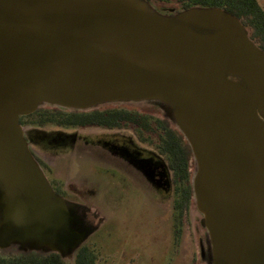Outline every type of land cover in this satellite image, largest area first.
<instances>
[{"label": "water", "instance_id": "obj_1", "mask_svg": "<svg viewBox=\"0 0 264 264\" xmlns=\"http://www.w3.org/2000/svg\"><path fill=\"white\" fill-rule=\"evenodd\" d=\"M161 11L146 0H0V252L74 258L99 230L55 194L20 117L157 102L192 151L207 264H264V51L222 9Z\"/></svg>", "mask_w": 264, "mask_h": 264}, {"label": "flooded vegetation", "instance_id": "obj_2", "mask_svg": "<svg viewBox=\"0 0 264 264\" xmlns=\"http://www.w3.org/2000/svg\"><path fill=\"white\" fill-rule=\"evenodd\" d=\"M139 104L142 103L124 105ZM146 104L156 105L163 113L160 103L148 102ZM39 109L44 111L42 108ZM114 110L117 109L98 111L112 112ZM121 111L127 113L126 121L116 125L68 126L55 124L62 131L46 132L40 130L39 127L54 123L35 124L34 120L30 118L31 114L20 117L19 124L23 128L27 126L23 129L25 130L23 138L30 153L48 178L55 194L66 201L81 206L80 210L83 214L89 210L85 203L87 199L85 195L94 201L104 199L105 194L107 195L108 190L115 184L123 186V189L133 188L140 191L144 189L145 191H142L144 195L150 194L159 203L168 204L176 216L182 217L184 213L191 211L193 206L196 207L191 187L195 165L188 142L182 133L164 117V114H162L163 119L159 114L137 113L138 110L134 111L133 109ZM87 129L99 130L104 134L92 137L90 140L88 137L78 135L77 131ZM66 130H71V132L66 133ZM79 143L83 145L78 146ZM37 147L47 158L49 156L47 154L61 151L58 150L60 147H65L64 150L69 149V152L78 149L80 160H86L92 164V167L89 166L91 167L90 171L86 167L85 173L87 175L90 173L99 174L100 178H97L99 182L93 183L88 180H92V178L82 175V172L79 171L74 174L75 179L80 182L74 185L79 187L71 188L72 185L68 186L66 181L59 180L61 184L56 186L55 181L53 182L48 176V173L51 172L49 167L40 163L38 153L35 151ZM80 148L82 152H80ZM83 186H90V189L84 191L81 188ZM88 214L91 217L97 218L98 216L97 212L91 213V210ZM102 221L100 218L99 228ZM200 226L203 228V234L202 237L200 236L197 248L200 261L207 264L211 258V243L201 221Z\"/></svg>", "mask_w": 264, "mask_h": 264}, {"label": "rangeland", "instance_id": "obj_3", "mask_svg": "<svg viewBox=\"0 0 264 264\" xmlns=\"http://www.w3.org/2000/svg\"><path fill=\"white\" fill-rule=\"evenodd\" d=\"M256 2L264 11V0H256ZM157 7V10H163L162 13L169 15L177 10V6L171 3L158 4ZM41 108L47 112H59L63 115L72 112L51 106ZM108 109L125 111L133 109L134 111L138 110L137 113L159 114L163 118V113L159 107L153 104L142 103L135 106L112 104L97 108L100 111ZM24 127L27 128V126ZM39 128L46 132L62 131L55 124L44 125ZM70 132L71 130H66V133ZM77 133L79 136L88 137L89 140L104 134L102 131L93 129L77 131ZM80 145L83 144L79 143L78 146ZM64 148L60 147L58 150L61 151L54 154H47L49 155L48 158L38 147L35 149L41 165L49 167L51 170L48 176L53 182L55 181L56 186L60 183L59 181H66L68 186L72 185L71 188H74L75 183L76 185L80 183L74 175L79 171L82 172V175L92 178V180H88L93 183L97 181V178H100L98 177L99 174L90 173L87 175L85 173L86 167L90 171L92 164L86 160H80L81 157L77 153L78 149L69 152V149L64 150ZM81 148L80 152H82ZM46 179L48 180V178ZM89 187L83 186L81 188L86 191V189H90ZM122 187L113 184L107 195L105 194V198L98 201L90 200L85 195L87 198L85 203L89 207L87 212L90 213V210L91 213L97 212L98 216L97 218L91 217L86 212L83 219L93 226L100 223V218L103 220L99 230L88 237L83 244L95 252L97 264H204L200 261L197 248L200 236L202 237L203 234V228L200 226L202 215L198 213L196 207L193 206L191 211L184 213L182 217L176 216L168 204L159 203L150 194L144 195V189L142 192L133 188L124 187L125 189H123ZM25 252L44 253L43 250L29 251L23 246L12 244L0 252V256L20 255ZM73 259L71 256L64 260L66 264H73Z\"/></svg>", "mask_w": 264, "mask_h": 264}, {"label": "trees", "instance_id": "obj_4", "mask_svg": "<svg viewBox=\"0 0 264 264\" xmlns=\"http://www.w3.org/2000/svg\"><path fill=\"white\" fill-rule=\"evenodd\" d=\"M154 8L158 4L171 3L177 6L175 12H180L192 7L219 8L235 16L247 29L249 38L262 51H264V11L256 0H146ZM126 112L114 110L112 112H99L97 109L90 112L72 111L63 115L59 112H46L40 109L30 115L35 124L43 125L47 122L79 126L96 124L101 126L116 125L126 121ZM192 187V186H191ZM0 264H66L58 254L51 253L40 255L37 253H26L20 255L0 256ZM73 264H97L95 252L82 246L76 252Z\"/></svg>", "mask_w": 264, "mask_h": 264}]
</instances>
